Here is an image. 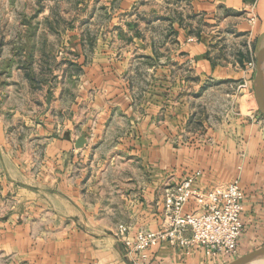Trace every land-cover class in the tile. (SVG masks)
<instances>
[{"label":"crops","instance_id":"crops-1","mask_svg":"<svg viewBox=\"0 0 264 264\" xmlns=\"http://www.w3.org/2000/svg\"><path fill=\"white\" fill-rule=\"evenodd\" d=\"M115 2L114 14L131 13V22L102 25L99 30L102 34L103 31L106 33L105 29L110 31L107 36L103 34L105 39L94 45V55L86 52L85 39L81 35L84 28L81 30L77 26L74 13H68L64 26L52 23L53 28L51 24L41 22L45 17L50 18L47 15L51 13L45 14L46 11L39 13V23L29 22L31 26L22 24L21 20L13 25L10 17L5 20L0 35L3 37L0 41V79L8 76L10 71L23 76L24 62L39 63L36 71L41 72L43 79L35 86L25 77V88L19 93L5 80L0 82V134L5 135L7 129L12 128L11 123L5 122L7 116H20L21 110L27 112L21 124H32L39 130L40 134H32L35 136L31 139L37 140L41 149L32 151L29 157L50 158L53 179L51 186H44L39 191L43 197L37 194L34 198L40 203L41 214L52 215L58 223L67 224L66 228L59 229L61 239L82 240L74 243L77 246L73 252L70 251L69 255L66 252L69 264H132L131 260L125 259L119 243V224L131 222L138 227L148 222L152 224L149 229L157 228L163 214V193L167 186L173 185L172 181L195 175L193 186L208 190L239 176L245 196L241 210L243 231L235 253L207 255L203 248L186 249L161 242L150 251L144 263L230 264L264 246V122L254 110L247 114L248 118L209 119L205 126L212 145L200 148L186 145L180 148L178 158L172 156L168 127L173 125L170 116L173 110L179 112V123L185 125L192 108L183 105L185 97L182 94L189 90L193 93L208 91L212 89L206 88L208 81L227 83L246 77L249 82L248 102L250 95L255 98V93L252 94L255 70L245 74L246 54L238 51L237 56L223 60L219 58V48L224 42L222 35L227 34L231 45L242 43L246 47L247 44V52L253 50L256 54L264 42V0ZM82 7V16L86 17L90 13L91 0H83ZM252 16L254 21L249 19ZM12 26L21 35L19 45L25 49L20 50L21 53L12 50ZM29 28L34 32L71 31L69 35H75L71 41L73 51L69 55L53 57L37 37L32 41L24 38ZM242 53L244 56L240 58ZM13 57L19 62L16 66L11 65ZM53 59L63 65L58 67L55 61L56 67L51 66ZM186 65L190 67L188 71L184 70ZM51 78H57L58 83L52 84ZM76 78L83 82L78 93L82 97L78 102L75 93L71 97L64 94V82ZM139 79L140 84L134 86L135 80ZM91 88L94 89L93 97L88 96ZM17 95L22 96L25 106L20 108L11 102ZM138 95L137 102L135 96ZM77 104H83L85 111H91L86 113L88 120L93 110L98 112V127L113 112L127 118L130 115L135 117L131 120L137 134L131 141L137 146L141 144L140 149L108 150L98 155L89 152V147L85 146L83 149L90 166L84 168L82 178L67 170H59L60 165L77 150V123L70 115ZM27 105L29 109H26ZM136 111L143 113L137 117L134 115ZM157 122L161 124L162 134L156 133ZM160 148L163 151L157 150ZM81 179L84 180L83 186L79 182ZM196 207L190 201L185 210ZM79 223L83 227H78ZM185 235L189 236V233ZM61 254L52 260V264H60ZM250 264H264V256Z\"/></svg>","mask_w":264,"mask_h":264},{"label":"rangeland","instance_id":"rangeland-1","mask_svg":"<svg viewBox=\"0 0 264 264\" xmlns=\"http://www.w3.org/2000/svg\"><path fill=\"white\" fill-rule=\"evenodd\" d=\"M88 5H86V12ZM82 6L83 0H0V35L3 33L4 22L5 20L8 21V17H10L13 25L14 22H18L19 20H21L22 24H29V22L36 24L40 20L39 13L46 11L45 14L51 13V15H47L50 18L46 19V15H43L45 18L42 17L41 22L51 24V28H53L55 26L52 23H60L63 25L70 12V14H75L77 26L81 30L84 28L81 31V35L82 39H85L86 52L88 51L91 55H94L96 53L94 51V45L99 44L100 40L105 39L104 35L106 34L107 36V33L110 31L105 29L106 33L103 31V35L99 31L102 25H111L113 24L112 22L118 21L122 23L131 22V13L120 16L114 14L117 7L115 0L113 2L110 0H91L90 13L86 14V17L82 16ZM112 17L116 19L112 20ZM11 29L13 32L11 40L14 46L12 50L15 53H21L20 50H25L19 45L21 35L15 30L14 26ZM36 32L29 28L24 33V38L32 41L33 37H37V40L43 42L41 44L42 47L46 51L51 52L50 55L53 57L61 56V54L65 55L66 53L69 55V52L73 51L71 41L75 39V35H69L71 31L38 30ZM2 39L3 37L0 36V41ZM222 40L224 42H222L219 48V58L226 60L227 58L237 56L238 51L244 52L247 56L246 61H248L244 72L245 74L249 73V71L253 72L254 70L250 68L248 63L255 61V51L247 52V44L246 47L242 43H239V45H231V40H228L227 34L222 35ZM244 53L240 54L239 57H243ZM13 60L14 63H11L12 66L19 64V62L15 61L14 57ZM55 61L58 67L63 65V62L53 59L51 60V66L56 67ZM23 64L26 68L25 76L20 75L17 71H10L8 76H1L2 79H0V82L5 80L7 85H11L18 93L21 89L25 88V77L29 80L31 79V84H35V86L37 82L43 79L41 72L36 71L39 63L30 62L27 64L24 62ZM189 68L186 65L184 70L188 71ZM73 70L75 71L76 68ZM58 81L57 78L50 79V82L55 85ZM247 81L248 79L246 77H241L240 79L235 78L227 83L225 81H208L209 84H206V88L212 87V89L208 91L204 89L198 93H193L189 90L187 94H182L185 97H183L185 99L183 105H188L189 108H192V112L189 114L188 121L185 125L183 121V125L179 123V117L177 115L179 112L173 110L170 114L173 125L168 127V129L170 130L169 145L171 146L172 156L178 158L180 148L186 145H193L196 148L212 145V140L207 135V128L205 126V122L207 123L209 119L218 121L220 119L237 118L239 116L248 118L249 116L247 114L252 113L254 110L258 114L259 119L264 122V114L260 112L253 95H250V102H248L249 82ZM140 82V79L135 80L134 86L139 85ZM64 83V94L66 96L69 94V97H71L75 93L78 102L79 97H82L78 94L83 86L82 80L77 78L74 80L69 79ZM1 85L5 84L1 83ZM88 93V96L91 95L93 97L94 89H89ZM135 97H137L138 102L139 95ZM11 102L17 103L20 108L21 105H26L25 101L22 100V96L18 95L16 100ZM26 109H29L28 105ZM88 112L83 108V104H77L76 109L73 110V114H70L77 123L75 129L78 137L85 136L86 143L82 147H76V152L71 155L69 160H65L59 168V170L63 169L73 173L77 178H82L84 168L87 165L88 167L90 166V160L86 159V154L84 153L83 148L85 146L89 147V152H96L98 155L108 150L127 151L131 149L138 150L140 149L139 146L141 147V144L137 146L135 142H132V138L137 134L134 128L135 123L131 120H135V117L132 118L130 115V118H127L126 115L113 112L112 116L103 125L98 127V112L93 110L91 115H89V120L85 118ZM142 113L136 111L134 115L138 117ZM26 116V110H21L20 116H12L11 114L7 116L5 122L11 123L12 128L11 130L7 129L5 135L0 134V264H52V260L58 257L60 252H62L59 258L60 264H69V261L66 260V252L69 255L70 251L73 252L75 250L77 246L75 244L82 240L80 238L61 239L58 236L59 229L66 228L67 224L58 223L52 215L41 214L40 203L34 196L39 194L42 198L43 195L39 191L44 186H51L50 184L53 179L51 174L52 160L50 158L29 157L32 151L41 149V144L37 140L31 139L35 136L32 134H40L36 126L32 124L24 126L21 124V120ZM186 116L185 114V118ZM29 118L32 119V116ZM174 121L176 122L174 123ZM160 125V122L156 123L157 134L163 133ZM88 139H91L90 143H88ZM158 145L159 143H156V146ZM157 150L163 151V148ZM235 179L239 181V176L235 177ZM181 180L172 181V184ZM79 182L82 186L84 185L83 179ZM225 183H218L216 185ZM38 187H40L39 190H37ZM123 224L131 232L143 229L151 230L149 228L152 226L148 222L138 227L131 222ZM159 226L160 224H158L157 228ZM78 227H83V224L79 223ZM118 239L125 259L127 261L131 260L133 264L129 251L119 237ZM54 264L56 263L54 262Z\"/></svg>","mask_w":264,"mask_h":264},{"label":"built area","instance_id":"built-area-1","mask_svg":"<svg viewBox=\"0 0 264 264\" xmlns=\"http://www.w3.org/2000/svg\"><path fill=\"white\" fill-rule=\"evenodd\" d=\"M254 21L255 17L249 18ZM255 70V61L248 63ZM195 175L169 185L163 193V214L159 228L135 230L119 224L117 236L124 243L133 264H144L150 251L161 242L183 248H203L207 255H231L236 252L243 231L241 221L244 190L238 180L208 190L193 186ZM193 201L194 210L185 205ZM189 233V236L185 233Z\"/></svg>","mask_w":264,"mask_h":264},{"label":"water","instance_id":"water-1","mask_svg":"<svg viewBox=\"0 0 264 264\" xmlns=\"http://www.w3.org/2000/svg\"><path fill=\"white\" fill-rule=\"evenodd\" d=\"M253 87L257 106L260 112L264 114V42L257 49L255 54V73L253 79ZM85 143L86 138L82 135L77 138L75 146L82 147ZM261 256H264V246L244 254L230 264H250L252 261Z\"/></svg>","mask_w":264,"mask_h":264}]
</instances>
